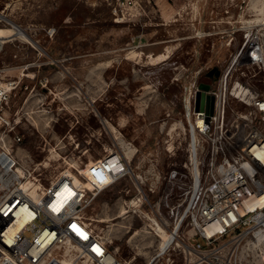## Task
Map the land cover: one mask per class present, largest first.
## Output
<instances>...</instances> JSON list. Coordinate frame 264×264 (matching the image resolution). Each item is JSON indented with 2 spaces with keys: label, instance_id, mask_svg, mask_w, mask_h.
Here are the masks:
<instances>
[{
  "label": "rangeland",
  "instance_id": "rangeland-1",
  "mask_svg": "<svg viewBox=\"0 0 264 264\" xmlns=\"http://www.w3.org/2000/svg\"><path fill=\"white\" fill-rule=\"evenodd\" d=\"M0 17L27 35L0 52V153L48 183L129 147L137 177L84 213L120 258L148 264L163 251L155 264H264L251 237L197 254L155 225L172 213L169 175L188 157L185 98L236 63L235 76L264 95V62L246 66L251 48L264 49V0H0Z\"/></svg>",
  "mask_w": 264,
  "mask_h": 264
},
{
  "label": "built area",
  "instance_id": "built-area-1",
  "mask_svg": "<svg viewBox=\"0 0 264 264\" xmlns=\"http://www.w3.org/2000/svg\"><path fill=\"white\" fill-rule=\"evenodd\" d=\"M0 24L9 23L0 17ZM250 56L247 68L259 66L263 47H253ZM236 66L210 78L213 113L205 99L196 109L199 85L185 98L188 157L184 171L169 175L178 196L168 205L171 215L159 223L165 232L177 233L185 251L197 254L230 235L241 244L249 237L258 242L257 234H264V95L235 76ZM127 150L48 183L11 151L0 153V264H132L84 215L94 196L137 177L132 167L137 152ZM66 187L74 195L61 201ZM261 244L264 249V239Z\"/></svg>",
  "mask_w": 264,
  "mask_h": 264
},
{
  "label": "bare ground",
  "instance_id": "bare-ground-1",
  "mask_svg": "<svg viewBox=\"0 0 264 264\" xmlns=\"http://www.w3.org/2000/svg\"><path fill=\"white\" fill-rule=\"evenodd\" d=\"M9 23L11 24V26L13 27H11V29H0V52L2 51V48H3V46L8 42V40L10 39V38H12V37H14V36H20V37H27V35H26V33L20 28V27H18L17 25H12V22L11 21H9ZM25 39H27V38H25ZM5 40H7L6 41V43H5ZM5 43V44H4ZM3 44V45H2ZM1 45H2V47H1ZM251 50H252V48H251ZM255 55L256 56H259V55H257L256 53H255ZM248 56V59L249 60H252V58H251V56H250V51H249V54L247 55ZM263 58H264V56H263ZM264 61V60H263ZM263 61H261V62H263ZM72 195H74V192L69 188V187H66V188H64L61 192H60V194L58 195L59 196V198L61 199V201H66L67 199H69ZM155 222V221H154ZM155 225H156V230H157V232H161V234L163 233V235H167L169 238H172L173 236H175V235H177V233L175 232L174 234L172 233V234H170V233H167V232H165L164 230H163V228L161 227V225L158 223V222H155ZM167 236L166 237H164L165 239L167 238ZM257 237H258V239L259 240H262L263 238H264V234L263 233H258L257 234ZM162 239H163V237H161ZM258 240V242L256 241L255 242V244H259V241Z\"/></svg>",
  "mask_w": 264,
  "mask_h": 264
},
{
  "label": "water",
  "instance_id": "water-1",
  "mask_svg": "<svg viewBox=\"0 0 264 264\" xmlns=\"http://www.w3.org/2000/svg\"><path fill=\"white\" fill-rule=\"evenodd\" d=\"M220 76V70L218 68L212 69L208 73L209 78H218ZM210 91V85L206 83H202L199 85V90L196 95V109H202L201 102L205 99L208 103H210L211 113H213L214 109V97L207 95V92Z\"/></svg>",
  "mask_w": 264,
  "mask_h": 264
},
{
  "label": "crops",
  "instance_id": "crops-1",
  "mask_svg": "<svg viewBox=\"0 0 264 264\" xmlns=\"http://www.w3.org/2000/svg\"><path fill=\"white\" fill-rule=\"evenodd\" d=\"M156 222H157V221H156ZM162 234H163V233H162ZM162 234H161V235H162Z\"/></svg>",
  "mask_w": 264,
  "mask_h": 264
}]
</instances>
